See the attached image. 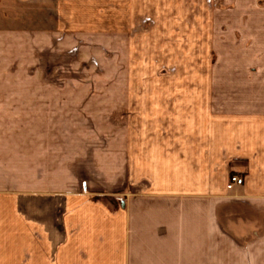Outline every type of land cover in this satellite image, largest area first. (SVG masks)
I'll use <instances>...</instances> for the list:
<instances>
[{"label": "crops", "instance_id": "1", "mask_svg": "<svg viewBox=\"0 0 264 264\" xmlns=\"http://www.w3.org/2000/svg\"><path fill=\"white\" fill-rule=\"evenodd\" d=\"M7 1L11 5L19 2ZM3 2L0 0V63L4 57L8 63L14 41L23 51L29 23L26 18L15 32L13 18L8 15L11 6ZM60 2L67 7L62 16L72 25L66 34L75 40L79 26L73 27V17L84 20L85 13L90 15L101 5L103 11L97 15H101L109 38L108 34L116 31L106 28L112 11L125 5V0H102L97 6L90 1L78 5ZM41 27L35 38L43 41L38 42L39 50H45ZM68 48L66 53L71 55L78 46ZM74 64L66 57L60 67L76 73L79 69ZM67 83L75 89L88 87L77 79ZM147 83L152 89L142 95L141 88ZM137 84L140 91L133 97V109L124 99L117 113L123 126L119 125L117 136L121 186L115 195L105 187L110 183L107 174L100 180L103 191L90 186H83L82 191H62L61 134L47 129L46 121L61 119V104H87L90 97L14 95L8 90L11 83L0 80V264H161L160 241L173 237L175 231L189 232L196 220L197 239L204 248L207 221L214 232H221L215 225L225 206L242 214L231 222L236 228L231 227L228 240L237 251L246 249L241 263L264 264V110L259 115L253 104L247 102L244 107L243 102L244 108L232 109L226 124L222 117L213 119L203 103L197 108V119L190 120L183 96L177 97L175 104L174 96L168 90H158L154 82ZM127 118L133 119L132 127L126 126ZM212 146L222 148L219 164L239 172L243 185L226 190V173L224 189L207 194L206 152L212 151ZM195 203L196 218L190 213ZM242 223L248 235L246 243L239 246L238 240L243 239L237 232L242 233ZM250 248L257 249L256 255L249 253Z\"/></svg>", "mask_w": 264, "mask_h": 264}, {"label": "rangeland", "instance_id": "2", "mask_svg": "<svg viewBox=\"0 0 264 264\" xmlns=\"http://www.w3.org/2000/svg\"><path fill=\"white\" fill-rule=\"evenodd\" d=\"M18 1L10 4L8 15L13 18L15 32L28 19L29 38L23 51L14 41V53L7 57L8 63L5 57L1 59L0 80L11 83L12 89L8 90L14 95L90 97L87 104H61V119L46 121L47 129L61 134L63 193L82 191L83 186L103 191L108 186L116 195L121 186L117 136L119 125L123 124L117 113L124 99L133 109L139 81L154 82L160 87L158 90H168L175 104L176 98L183 96L184 105L190 108V120L197 119V108L203 103L213 119H224L226 124L232 109L239 107L240 111L247 102L256 107L257 114L263 113L264 0H125L122 8L112 11L113 17L106 25L120 33L110 32L109 38L101 15H97L103 11L97 4L102 0H69L100 6L90 15L85 13V21L81 16L73 17V27L79 26L76 40L66 34L72 25L67 16H62L67 7L61 0ZM40 26L46 37L45 50H39L35 38ZM58 27H62V32L57 31ZM71 45L78 46L77 51L67 55ZM66 57L79 71H63L60 62ZM69 79L82 80L88 87L70 88ZM149 86L147 83L141 88L142 95L152 89ZM125 124L132 127L133 119L127 118ZM219 146L206 152L207 194L224 189L226 173L240 174L228 171L229 165L219 164ZM128 173L127 166L126 176ZM104 175L110 180L105 187L100 183ZM223 208L215 225L222 231L214 232L213 224L207 221L204 248L201 239H197L196 220L186 234L175 231L173 237L160 241L157 252L161 264H243L246 249L237 251L228 241L231 227H235L231 222L242 214L228 206ZM190 213L196 218V203ZM239 228L242 233H237L243 239L238 240L240 246L246 243L248 232L243 223ZM256 250L250 248L249 253L256 255Z\"/></svg>", "mask_w": 264, "mask_h": 264}, {"label": "built area", "instance_id": "3", "mask_svg": "<svg viewBox=\"0 0 264 264\" xmlns=\"http://www.w3.org/2000/svg\"><path fill=\"white\" fill-rule=\"evenodd\" d=\"M244 183V179L238 175H229L226 183L227 190H231L235 186H241Z\"/></svg>", "mask_w": 264, "mask_h": 264}]
</instances>
